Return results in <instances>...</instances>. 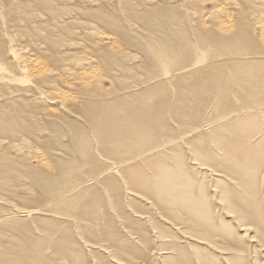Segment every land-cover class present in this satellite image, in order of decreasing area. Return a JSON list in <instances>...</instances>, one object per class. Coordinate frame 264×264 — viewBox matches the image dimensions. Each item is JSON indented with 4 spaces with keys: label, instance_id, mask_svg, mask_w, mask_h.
<instances>
[{
    "label": "bare ground",
    "instance_id": "6f19581e",
    "mask_svg": "<svg viewBox=\"0 0 264 264\" xmlns=\"http://www.w3.org/2000/svg\"><path fill=\"white\" fill-rule=\"evenodd\" d=\"M239 228L264 252V0H0V264H245Z\"/></svg>",
    "mask_w": 264,
    "mask_h": 264
},
{
    "label": "rangeland",
    "instance_id": "374dc122",
    "mask_svg": "<svg viewBox=\"0 0 264 264\" xmlns=\"http://www.w3.org/2000/svg\"><path fill=\"white\" fill-rule=\"evenodd\" d=\"M211 6H212V4L210 2L204 3V7L206 8V9L204 8L205 10H209L211 8ZM106 84L109 85L108 82H106ZM31 144H33L34 146H36V145L38 146V143H36V142H31ZM14 155H12V159H9V160L11 161L12 164H16L15 165L16 168L13 170V172L9 176L7 175V177H9L10 183H11V185L13 187L10 193H12V194H14L16 196L15 199L12 200V201L14 203L18 204V205L24 206V208L25 207L34 206V205L30 204V203L26 204L24 202V199H21V198L26 197L27 195H31L29 193L28 187H32L33 185L30 186L31 182L26 179V177H28V176L24 174V168L20 164H18L17 160H15V159H19L20 160L21 157L23 158L24 156L23 155L22 156H18V155L14 156ZM60 156H61V158H67L68 157L66 155H64L66 157H63V154H61ZM64 161L66 162V160H64ZM31 164L35 168H41V166L39 164H37L36 162H34V161H32ZM52 170L53 171L56 170L54 165L52 166ZM19 176H21V177H19ZM76 177H78L77 174H76ZM76 177H61L60 180H62L63 183H68V185L70 187V186L74 185L75 181L77 180ZM98 188L99 187H94L93 189H91L89 191V193L96 192L97 190H99ZM38 195L40 197V194H38ZM38 195H36L35 197H37ZM32 196H34L33 193H32ZM12 198L13 197L11 196V199ZM142 203H144V202H142ZM144 208H145V205L140 203V205L137 207V210L140 211L139 213H137V216L144 217L142 219V221L149 225V215H148L147 212H145ZM237 233H238V235H240L242 237V240L239 242V244L241 246H244L245 249L250 248L253 251L257 252V254H253L252 256H249V258H247L245 260V264H264V252L260 251L261 249L259 250L257 248L252 247V246H255V244L250 241L251 240L250 239L251 236H253V231H249V232L246 233L241 228H239ZM153 234L155 235L156 233H153ZM159 242H160L159 238L154 237L152 239V243H151L152 247H156ZM217 244L219 245V249L211 246L212 248H214L216 250V252H214L215 254H211L210 253L211 255L215 256V257L210 256L211 257L210 264H234L233 261H231V260H223V258L221 257L222 256L221 254H223V253H226V254L229 255V253L224 252V251H229V250L227 249L228 247L224 246L222 237H218L217 238ZM202 248H206V247L202 246ZM209 249L211 250V248H209ZM151 255L153 256V258H152L153 259L152 260L153 264H168V263H170L169 259H165V258H167L168 255L167 256L163 255V254L161 255V251H159L158 248H155L153 250V252H151ZM228 255H225V256L229 257ZM230 255H231V252H230ZM123 258H126L125 259L126 261H131L130 258H132V256L131 257L123 256ZM127 258H128V260H127ZM63 263H66V262H63ZM134 264H145V263L142 260H140V259H135L134 260Z\"/></svg>",
    "mask_w": 264,
    "mask_h": 264
}]
</instances>
